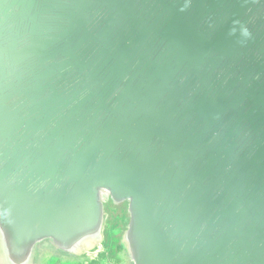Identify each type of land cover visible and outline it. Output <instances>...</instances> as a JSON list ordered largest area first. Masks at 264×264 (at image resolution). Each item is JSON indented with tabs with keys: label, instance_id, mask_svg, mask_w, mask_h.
Listing matches in <instances>:
<instances>
[{
	"label": "water",
	"instance_id": "obj_1",
	"mask_svg": "<svg viewBox=\"0 0 264 264\" xmlns=\"http://www.w3.org/2000/svg\"><path fill=\"white\" fill-rule=\"evenodd\" d=\"M109 201L126 264H264V0H0V264Z\"/></svg>",
	"mask_w": 264,
	"mask_h": 264
},
{
	"label": "rangeland",
	"instance_id": "obj_2",
	"mask_svg": "<svg viewBox=\"0 0 264 264\" xmlns=\"http://www.w3.org/2000/svg\"><path fill=\"white\" fill-rule=\"evenodd\" d=\"M110 202V201H109ZM106 213H107V219L105 223V242L109 244L111 240L112 243L115 245L112 254L114 252L119 251V244L121 243V237L126 230V225L128 222V215H127V206L126 204H121L119 206L114 205L112 202L106 203ZM117 243V245H116ZM117 247V251H116ZM41 252H43L44 255H42V259H44V264H59L60 261L64 256H62L57 251H54L51 248L45 249V247H41ZM57 255L58 258H53L51 256ZM123 256V255H122ZM68 258V257H65ZM125 259V257H124ZM69 262H80V259L78 258H70L66 259ZM66 262V261H65ZM63 264V262H62Z\"/></svg>",
	"mask_w": 264,
	"mask_h": 264
},
{
	"label": "crops",
	"instance_id": "obj_3",
	"mask_svg": "<svg viewBox=\"0 0 264 264\" xmlns=\"http://www.w3.org/2000/svg\"><path fill=\"white\" fill-rule=\"evenodd\" d=\"M113 251V248L108 250L105 246L104 248L100 249L98 254L91 257V258H85L80 259V262H69L61 260L59 264H126V261L124 257L122 256V253L117 251L113 254L111 253Z\"/></svg>",
	"mask_w": 264,
	"mask_h": 264
},
{
	"label": "trees",
	"instance_id": "obj_4",
	"mask_svg": "<svg viewBox=\"0 0 264 264\" xmlns=\"http://www.w3.org/2000/svg\"><path fill=\"white\" fill-rule=\"evenodd\" d=\"M113 241L111 240V242L109 243V244H107V243H104V246L108 249V250H110L111 248H113L114 249V244L112 243ZM116 245H117V243H116ZM116 251H117V247H116Z\"/></svg>",
	"mask_w": 264,
	"mask_h": 264
},
{
	"label": "flooded vegetation",
	"instance_id": "obj_5",
	"mask_svg": "<svg viewBox=\"0 0 264 264\" xmlns=\"http://www.w3.org/2000/svg\"><path fill=\"white\" fill-rule=\"evenodd\" d=\"M108 203H110V202H108ZM117 206V205H116ZM119 206V205H118Z\"/></svg>",
	"mask_w": 264,
	"mask_h": 264
}]
</instances>
